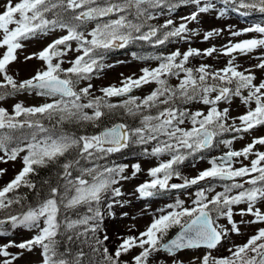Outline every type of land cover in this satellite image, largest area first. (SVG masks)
Listing matches in <instances>:
<instances>
[{
    "label": "snow or ice",
    "instance_id": "snow-or-ice-1",
    "mask_svg": "<svg viewBox=\"0 0 264 264\" xmlns=\"http://www.w3.org/2000/svg\"><path fill=\"white\" fill-rule=\"evenodd\" d=\"M219 3L218 8L216 0H0V163L18 159L22 163L14 178L0 187V239L9 231L34 233L20 242L0 243V264H16L25 252L36 249L39 264H167L164 255L171 264H184L179 254L193 250L203 254L194 256L190 264H264V227L242 244L232 240V235L244 234L243 228L264 224V151L258 147L264 146V136L254 137L241 149L233 148L245 134L264 127V24L239 30L229 25L232 38L258 35L238 42L229 39L220 47L212 44L201 50L189 45L183 51L176 48L147 57L132 52L136 60L158 63L142 67L139 75L121 73L119 86L102 87L101 95L95 94L92 83L116 66L106 62L115 49L137 42L163 46L200 36L211 41L225 30L201 32L189 26L199 24L204 14L217 18L230 11L245 17L264 14V0ZM181 6L194 10L177 24L171 17ZM161 16L166 17L162 24L151 23ZM49 36L54 38L41 50L24 56L25 61L39 60L41 69L18 80L12 65L20 53L31 41ZM221 56L228 57L223 67L190 66L197 57ZM239 57L257 62L244 67ZM173 77L178 80L175 85L170 83ZM152 84L155 87L148 94H135ZM20 95L46 102L26 106L18 101L11 111L2 106ZM237 100L245 111L233 116ZM193 104L204 108L193 111ZM117 115L138 123H113L92 135L65 129L66 124L101 127ZM226 134L229 138H224ZM132 145H154L150 150L144 147L145 156L169 157L147 170L150 179L135 189L139 198L193 186L196 191L188 192L194 196L191 206L177 197L157 209L143 231L122 237L110 251L105 243L110 238L102 227L105 215H114L111 209L122 203L115 198L123 197V183L137 177L142 167L138 162L101 161ZM220 145L227 151L211 155ZM205 160L209 167L192 177L184 175L186 162L195 168ZM49 167L57 169L55 179L38 185L32 177ZM6 172L0 168V176ZM218 185L222 190H217ZM22 188L33 190L38 199L27 203ZM249 216L252 219H246ZM177 226L175 236L168 238ZM221 249L227 255H217ZM125 255L131 259H123Z\"/></svg>",
    "mask_w": 264,
    "mask_h": 264
},
{
    "label": "rangeland",
    "instance_id": "rangeland-1",
    "mask_svg": "<svg viewBox=\"0 0 264 264\" xmlns=\"http://www.w3.org/2000/svg\"><path fill=\"white\" fill-rule=\"evenodd\" d=\"M217 7H220V3L217 2ZM2 10V9H0ZM194 8L192 6H181L179 7L173 14L172 17L174 20H176L177 24L180 22V17L188 15L191 11H193ZM166 17L161 16L157 20L152 21L153 24H162L164 22V19ZM253 23H261L264 24V14H261L259 12H253L249 16H241L239 13L235 11H230L226 16L222 18H217L215 14H204L201 18V22L199 24L193 23L189 25L190 27H198L201 32L205 30H209L212 28L217 29H224V33L220 37H215L211 41H204L202 39V36L200 37H193L189 42H185L183 40L180 41H173L172 43H166L163 46H153L151 44L147 43V46L149 48V51L147 52H136L135 48H132L133 46H128V48L124 49H115L112 53H110L107 63L115 64L116 66L110 69H106L102 76L95 78L92 83L95 88V94L101 95V93L98 91L100 88L108 86L110 84H117L119 86L120 80H121V73L124 74V76L131 75L132 73H136L139 75V70L142 67L148 66V67H155L158 63L154 60H136L131 56L132 52H136L138 55L141 56H154L157 54H168L172 51H174L176 48H180L181 51L186 50L189 45L194 48L198 49H206L212 44H215L217 47H220L223 44H226L229 39H232L233 42H238L243 39H249L252 38L254 35H258L255 33H249L242 35L240 37L232 38L229 35L228 26L232 25L233 30H239L243 29L245 27L251 26ZM89 26V30L91 28ZM61 33H56L55 35H60ZM54 36H49L47 38H41L39 40H33L31 41L26 51L21 52L19 55V59L17 62H15L12 65V72L14 73L15 77L18 80H23L30 78L32 75L35 74V72L42 67V63L37 60L36 58H33L31 60L25 61L24 56L28 55L32 52H37L41 50L47 43L53 39ZM259 51L257 50L256 55H259ZM72 55V54H70ZM228 57L221 56L219 59H213V58H194L191 59L190 66L196 67L199 66L200 63H208L212 64L215 67H223L227 61ZM117 61H123L122 64H116ZM256 60H249L248 57H239V63H241L244 67H249L251 64L256 63ZM69 65L66 63L64 64V67H68ZM257 76H261V73L257 72ZM170 83L175 85L178 83V80L176 78H170ZM83 86V85H82ZM155 87V84L145 86L142 90H139L135 92L138 96H144L148 94L153 88ZM18 101H23L25 105H39L41 103L46 102L45 98L36 97L34 95H20L17 97L9 98L6 102H3L4 107L8 108L9 111L12 110V106L14 103ZM116 101V98H113V102ZM193 111L204 108L201 104H193L190 106ZM206 111V108H205ZM245 111V108L240 105L239 100L235 101L232 107V115L237 116ZM132 123H138V121L133 120ZM264 136V127H259L256 130H253L249 134L244 135V139L238 140L234 142L233 148L234 149H241L244 147L247 143H250L251 140L254 137H260ZM224 138H229V136L226 134ZM135 147V156L131 157L130 159L121 162L120 164H128L132 165L135 163H140L142 167V172L137 174V177L130 179L123 183L122 192L124 193L123 197H117L115 199L121 200L122 203L119 204H113V207L111 209V212L114 213V215H111V217L107 218L106 222L107 224L103 223V227H107V232L110 234V238L113 240V247L116 248L121 240L115 238L119 235H138L140 231H143L145 227L151 222L153 214L156 213V210L159 208L164 207L165 205L172 203L177 197L184 199L187 204L186 206H191V199L194 198V196L190 197L188 195V192L191 191L194 193L196 191V187L193 186L190 190L185 189H179V190H169L166 194H161L156 197L152 198H146L141 199L138 197V194L135 192V189L137 185L144 182L145 180L150 179V177L147 175V170L151 167L156 166L159 164L162 160H166L169 157L167 154L157 157L152 156H145L143 153L144 147H148L149 150L154 145H132ZM261 151H264V146H258ZM213 151L216 152V155H221L224 151H227V149L220 145L219 148L214 149ZM254 158V157H253ZM243 159V158H241ZM245 164H248V160H244ZM237 167L240 166L239 164L236 165ZM209 167L207 160L203 162H197L196 167H191V164L189 162H186V165L182 167V171L184 175L188 177H192L197 175L198 171L203 170L204 168ZM0 168L7 169L6 174L3 176H0V187H3L7 182H9L11 179L14 178V176L20 171L22 168V163L18 159L16 162L9 161L8 163H0ZM129 173L131 171V168H129ZM174 182H181L178 180H174ZM217 190H222L220 186H217ZM112 201V198L109 199V202ZM127 213V215H125ZM237 220H239V216L236 217ZM246 219H252L251 216L246 217ZM223 222V221H222ZM135 226L134 228L132 226ZM264 227V224H256V225H250L246 228H243V235H232V240L237 244H242L246 242L247 238L254 234L257 228ZM131 229V231H129ZM34 233L29 231H23V230H16V231H9L4 239H0V243H6L7 240L12 239L16 242H20L21 240L29 239ZM11 251L16 252L17 249L13 248ZM139 249H136L132 255H135L136 252H138ZM203 254L201 251H184L179 254V258L184 261V264H190V261L194 256H201ZM217 255H227V252L224 249H221ZM40 250L36 249L32 253L25 252L24 256L19 259L16 264H39L40 262ZM125 260H130V255H125L123 257ZM163 259L167 261V264H171V258L167 255L163 256ZM196 264H199V261L196 262Z\"/></svg>",
    "mask_w": 264,
    "mask_h": 264
},
{
    "label": "trees",
    "instance_id": "trees-1",
    "mask_svg": "<svg viewBox=\"0 0 264 264\" xmlns=\"http://www.w3.org/2000/svg\"><path fill=\"white\" fill-rule=\"evenodd\" d=\"M130 46H133V45H130ZM145 47H146V44H142V42H141L140 44L136 43L132 48H135L137 51H142V49H144ZM119 120H122V121H125V122H128V123H132L134 119L131 118V117H127V116L117 115V116H114L111 120L105 121L104 125H102L101 127H93L91 125H87L86 124V125H84L81 128V127H79L77 125H74V124H66L65 125V129L68 130V131H71L73 133L80 134V135H83V134L92 135V134L98 133L101 129H103L104 126H110V125H112L113 123H115L116 121H119ZM135 149H136L135 147L131 146V147L127 148V149L121 150L120 152L113 153L106 160L101 161V163H106V164H109V165H111V164H120L121 162L125 161L126 159H129V158L135 156V153H136ZM56 173H57V169L56 168H53V167L43 168V169H39L38 170V174L33 176L32 179L39 185L40 182L43 181V180H54L55 177H56ZM20 192H21V194L27 196V198H28V200L26 201L27 203H33V202H35L38 199L37 194L31 189L22 188L20 190ZM108 203H111V202H109V200H108ZM84 211H86V209H81V212H84ZM108 217L110 218L111 215H107V214L105 215V220H104L105 224H107L106 220H107ZM103 229L106 231V234L110 238L111 235L108 234L107 227H103ZM177 230H178V226L176 228H173L170 231L168 238L172 237ZM124 236H125V234L124 235H120L119 238L117 236H115V238L121 240V238L124 237ZM105 243L109 247L110 251H114L115 250V248L113 247L114 245H113L112 238H110ZM85 251H88V249L85 248Z\"/></svg>",
    "mask_w": 264,
    "mask_h": 264
},
{
    "label": "water",
    "instance_id": "water-1",
    "mask_svg": "<svg viewBox=\"0 0 264 264\" xmlns=\"http://www.w3.org/2000/svg\"><path fill=\"white\" fill-rule=\"evenodd\" d=\"M121 121H119V122H116V123H120ZM102 131V130H101Z\"/></svg>",
    "mask_w": 264,
    "mask_h": 264
}]
</instances>
